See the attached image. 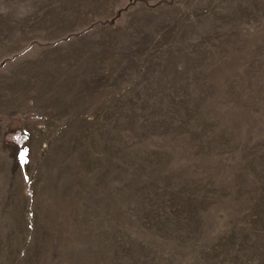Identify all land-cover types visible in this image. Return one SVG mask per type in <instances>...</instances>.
<instances>
[{"label": "rangeland", "instance_id": "rangeland-1", "mask_svg": "<svg viewBox=\"0 0 264 264\" xmlns=\"http://www.w3.org/2000/svg\"><path fill=\"white\" fill-rule=\"evenodd\" d=\"M0 264H264V0H0Z\"/></svg>", "mask_w": 264, "mask_h": 264}]
</instances>
